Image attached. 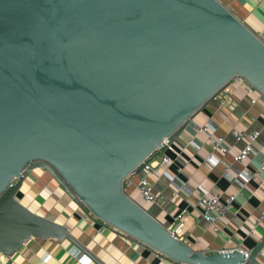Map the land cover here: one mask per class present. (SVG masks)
Instances as JSON below:
<instances>
[{"label":"water","instance_id":"95a60500","mask_svg":"<svg viewBox=\"0 0 264 264\" xmlns=\"http://www.w3.org/2000/svg\"><path fill=\"white\" fill-rule=\"evenodd\" d=\"M234 75L264 95V40L219 0H0V255L31 238L87 253L19 200L42 168L86 212L175 262L260 264L264 237L248 259L196 250L123 184Z\"/></svg>","mask_w":264,"mask_h":264},{"label":"crops","instance_id":"0c3cea01","mask_svg":"<svg viewBox=\"0 0 264 264\" xmlns=\"http://www.w3.org/2000/svg\"><path fill=\"white\" fill-rule=\"evenodd\" d=\"M249 29L264 39V0H219ZM211 123L215 134L225 135L229 152H213L211 138L198 131L196 124ZM247 132L259 131L255 152L242 162H235L246 144L230 133V127ZM170 161L160 164L148 177L154 190L166 194L170 202L153 204L137 189L138 177L126 191L156 219L170 229L175 216L182 215V231L178 236L192 248L208 253L238 247L254 250L264 237V170L245 186L223 176L224 163L236 176L264 164V95L251 91L246 80L229 81L224 90L199 110L179 138L165 152ZM213 153L223 162L212 166L207 157ZM163 153L152 159L158 164ZM181 165V170L178 169ZM199 185L211 192H236L234 208L226 215L220 231L206 222L197 204ZM19 200L34 211L66 224L87 250H80L69 240L32 238L10 256L0 255L3 264H183L175 262L145 244L128 238L114 226L86 212L70 198L53 177L37 168L28 176L18 192ZM264 264V249L257 256Z\"/></svg>","mask_w":264,"mask_h":264},{"label":"built area","instance_id":"2783aa9c","mask_svg":"<svg viewBox=\"0 0 264 264\" xmlns=\"http://www.w3.org/2000/svg\"><path fill=\"white\" fill-rule=\"evenodd\" d=\"M261 39H263L262 36H260ZM264 40V39H263ZM242 81L245 80L240 75H234L230 81ZM250 90L254 91L257 90L253 85L250 84ZM195 127L198 129V131H202L204 133H207L209 137L211 138L212 142V150L213 152H219L226 154L229 152L228 146L226 144V137L222 134H215L217 132V129L215 126H213L209 122H205L203 124H196ZM230 133L235 137L236 140L241 141L245 140L246 144L245 146L235 155H233V160L235 162H242L244 159H246L250 154L255 152L254 145L255 141L258 138L259 131H251L247 132L243 129H238L235 126L230 127ZM153 159V158H152ZM143 161L141 162L137 167H135L124 179L123 184L125 189L127 187L134 184V177H138L139 180L137 182V189L142 195V197L153 204H160L165 202H170V197L166 194H159L154 190L153 184L151 183L148 174L149 173H155L157 172L158 166L163 163L169 162L171 159L169 155L166 153H163L160 161H158L157 165H154V161ZM208 162L212 166L218 165V163L223 162L222 160L218 159L213 153H211L207 157ZM144 163V167L141 171H138V167ZM224 171L223 176L226 177L231 182H238L241 185L245 186L247 182H249L251 179L256 178L259 176V174L264 170V164H262L259 168L256 169H248L245 172H242V174L234 175L230 171V165L227 163H224ZM181 165H179L178 169L181 170ZM199 194L197 197V204L201 208V214L203 219L212 225V228L214 231H220V226L224 222L226 215L232 211L234 208V204L237 198V193L232 192L229 194L224 193L223 191H215L211 192L208 189L204 188L203 186L199 185ZM264 218V210L260 213L259 219ZM182 215L178 214L175 216V226L171 228V232L173 236H178V234L182 231ZM179 237V236H178ZM32 239V238H31ZM29 240L25 241L24 243L28 242ZM241 252L244 254L245 258L248 259L250 255L252 254L253 250H245L241 249ZM0 264H3L0 261Z\"/></svg>","mask_w":264,"mask_h":264}]
</instances>
